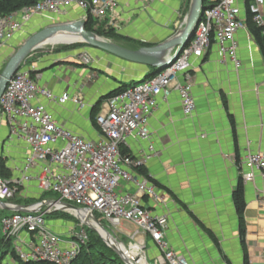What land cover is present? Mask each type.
<instances>
[{
  "label": "crops",
  "instance_id": "obj_1",
  "mask_svg": "<svg viewBox=\"0 0 264 264\" xmlns=\"http://www.w3.org/2000/svg\"><path fill=\"white\" fill-rule=\"evenodd\" d=\"M214 1L207 0V3ZM189 2L156 0L143 6L141 2L121 0L113 18L108 13L103 22L114 28L120 36V40L115 41L123 46H152L181 27ZM238 2L240 16L246 20L247 0ZM262 17L264 20V2ZM48 19L49 23L84 19V11L70 6L63 14L33 16L1 48V69L6 54L14 52L32 29L49 24ZM235 39L239 68L228 59L221 60L215 40L210 41L203 55L194 62L192 94L195 109L191 116L183 115L179 95L172 90L166 99L158 97V108L148 120L153 154L142 166L145 175L138 174L156 187L163 202L154 205L152 200L142 196V203L168 215L166 238L170 246L191 263L243 264L245 251L249 264H264V183L258 174L252 181H244L243 174L248 171V166L240 162L248 150L264 151V61L248 28L239 29ZM76 49L59 45L40 47L26 57L22 66L31 69L33 75L38 74V83L55 95L63 92L80 94L82 107L71 101L59 104L45 98H41V103L69 130L96 140L99 132L91 120L93 107L100 102L98 114L105 109L108 99L100 101V98L123 84L142 81L157 70L87 44L82 51L91 55L93 62L85 64L78 58ZM7 137L6 122L0 117V155L4 146L2 155L11 173L24 149L22 144L15 141L13 144ZM124 147L134 158L149 151L146 140L129 138ZM240 183L245 200L244 249L232 201V194ZM123 190L135 192V187L123 182ZM37 195L33 187L16 197ZM68 222L72 221L69 219ZM50 227L59 235L72 228L60 221ZM107 227L122 242L127 239L128 244H123L128 248L138 247V242L144 240L148 261L158 256V249L148 235L140 231L131 239V233L136 229L133 223L122 221L118 226ZM128 253L138 254L129 250Z\"/></svg>",
  "mask_w": 264,
  "mask_h": 264
},
{
  "label": "built area",
  "instance_id": "obj_2",
  "mask_svg": "<svg viewBox=\"0 0 264 264\" xmlns=\"http://www.w3.org/2000/svg\"><path fill=\"white\" fill-rule=\"evenodd\" d=\"M120 1L37 0L30 6L0 15V54L7 40L35 15L63 14L66 8L77 6L84 11V20L92 16L94 28L101 24L107 28L111 26L103 21L108 13L113 18ZM125 1L141 2L146 6L156 0ZM263 2L247 0L246 3L247 11L259 27L264 25ZM240 13L238 0H215L203 7L191 38L166 67L106 100L105 109L95 117L99 132L96 140L69 130L41 103V98H45L59 104L71 101L82 107L81 95L68 92L55 95L38 83V74L33 75L31 69L21 65L0 96V117L7 125V140L22 144L24 149L10 176H0V201L10 206L17 204L11 199L33 187L37 194L56 193L60 201L91 210L95 215L101 214L107 226L115 227L122 221L133 223L136 229L131 239L140 231L148 235L159 253L148 261L145 241H139L138 256L144 264H197L170 246L165 235L168 215L142 203V196H146L154 205H159L163 196L145 176L136 172V167L143 166L153 154L148 120L158 108V97L166 99L174 90L179 95L183 115L193 114L192 70L211 40H215L221 60L228 59L239 68L235 34L239 29H247ZM80 60L90 64L93 57L83 53ZM129 138L146 140L149 151L138 158L122 154L121 147ZM240 162L248 166L243 174L244 181H252L258 174L264 183V151L248 150ZM123 182L133 184L135 192L122 191ZM24 205L29 209L36 207ZM50 212L52 206H44L32 212L14 211L0 220L2 237L14 240V251L19 259L70 264L79 253L80 245L87 239L84 228L79 232L68 231L65 239L46 225L45 215Z\"/></svg>",
  "mask_w": 264,
  "mask_h": 264
},
{
  "label": "water",
  "instance_id": "obj_3",
  "mask_svg": "<svg viewBox=\"0 0 264 264\" xmlns=\"http://www.w3.org/2000/svg\"><path fill=\"white\" fill-rule=\"evenodd\" d=\"M204 0H190L187 14L185 15L181 27L176 30L171 36L162 42L152 46H140L137 48H128L105 36L99 35L94 31L85 29L84 19H73L60 23H51L45 25L39 30L30 34L12 53L5 62L0 71V96L3 93L5 86L14 72L22 65L26 57L35 49L48 45H64L73 43H85L89 46L99 48L109 52L122 59L145 64L156 68L157 71L166 67L173 59L179 50L191 38L195 25L200 18V13L204 7ZM70 39L67 40L66 39ZM58 40V41H53ZM175 49L171 53L172 49ZM27 205H36L35 208H26L24 204L8 205L0 201V209L32 212L38 211L44 206H52V211H62L76 217L83 225L93 229L105 244L110 247L120 258L124 264H136L139 261V256L135 255L128 257L123 253L121 244L125 249H128L121 240L107 227L99 221L97 216L91 211L77 207L71 203L60 201L59 199H45Z\"/></svg>",
  "mask_w": 264,
  "mask_h": 264
},
{
  "label": "trees",
  "instance_id": "obj_4",
  "mask_svg": "<svg viewBox=\"0 0 264 264\" xmlns=\"http://www.w3.org/2000/svg\"><path fill=\"white\" fill-rule=\"evenodd\" d=\"M37 0H0V15L8 14L13 11L19 10L23 7L30 6L34 4ZM207 0H204V7L207 5ZM94 20L92 16L88 15L87 18L85 19V29L94 31L95 33L105 36L110 39L114 40H120V36L114 31V28L112 27H107L104 28L103 24L100 26H97L94 28ZM106 22V21H105ZM246 25L247 28L257 43V45L260 48L261 55L263 57L264 61V28L259 27L255 24L252 18V14L250 12H246ZM76 44H85V43H73V44H64V45H59L64 48H67L68 46H76ZM135 45V44H134ZM138 45V44H137ZM157 71L149 74L148 78L154 76ZM136 82H131L128 84H123L117 89L109 92L105 96L100 98V101L103 99H107L122 90L132 86ZM98 104H96L93 107L92 115H91V120L93 124H95V117L98 109ZM96 125V124H95ZM121 152L122 154H126L127 150L124 146L121 147ZM137 172L142 173L145 175V171L143 167H136ZM0 176L1 177H9L10 172L6 166V159L2 156H0ZM45 193L48 192H43L39 195V197H27L29 199L25 200V204H30L34 202H38L41 200L46 199ZM31 200V201H29ZM232 201L235 206V210L238 216V223H239V237L241 238V243L242 247L244 249V232H245V223H244V208H245V200L243 196V189L241 183L239 184L238 188L233 192L232 194ZM15 203V202H14ZM18 204V203H17ZM21 204V203H20ZM48 214L55 215V216H62L65 219H72L73 216L70 215L69 213L62 212V211H52ZM84 230L87 234V239L86 241L80 245V250L77 256L70 262V264H123V262L120 260V258L117 256V254L110 248L108 247L105 242L100 238V236L93 230L88 227H84ZM9 241L4 240L2 236H0V264H2V251L1 247L7 244ZM10 262L9 264H47L42 261H23L19 259L14 251L10 253V258L8 260ZM243 264H249L248 261V255L244 251L243 254Z\"/></svg>",
  "mask_w": 264,
  "mask_h": 264
},
{
  "label": "rangeland",
  "instance_id": "obj_5",
  "mask_svg": "<svg viewBox=\"0 0 264 264\" xmlns=\"http://www.w3.org/2000/svg\"><path fill=\"white\" fill-rule=\"evenodd\" d=\"M46 22L49 23V19ZM60 22H63V21H59V22H53L52 21L49 24H51V23H60ZM49 24L46 23L44 25H49ZM41 27H42V25L41 26H38V28L32 29L28 34L25 35V37L23 39L27 38L28 35H30L33 31L39 30ZM23 39H22V41H23ZM47 46L49 47L50 45L44 44L43 47H47ZM84 46H85V44H76V46H72V47L77 48L76 50H78V51H76V52H79L77 54L78 55V58H80V55H82L83 53H86L85 51H82ZM12 53H13V50H12V52L11 51L8 52L6 54V56H5L4 59L7 61L8 58L12 55ZM2 150H3L2 151V154H4L5 153V147L4 146H2ZM2 154L0 156L3 157ZM39 195L40 194H38L37 196H35V198L39 197ZM19 197H15V198L11 199V202H15V203H18V204H20V203L21 204H24L26 202L25 200L29 199V198L24 197V196H19ZM45 197H46V199H56L59 196L56 193L48 192V193H45ZM29 201H31V200H29ZM13 213H14V211H12V210L0 209V220L4 216H9V215H11ZM96 216H97V218L99 219L100 222H102L103 224H106V220H105L104 216H102L99 213H96ZM57 217H59L61 219H56ZM45 220H46V225H48V226H50V225L54 226L55 225V221H60V224H64V225L68 224V226L71 225L72 228L69 231H73V232H79L81 228L87 227L85 225H82L81 226L80 223H78L80 221L76 217H73L72 219H70L73 222V225L71 224L72 222L71 223L68 222L69 221L68 218H67V220H65V218H63L62 216H55V215H51V214H46L45 215ZM2 234L3 233H2L1 226H0V236H2ZM117 234L120 237V234L119 233H117ZM60 235L62 237H64L65 239H67L68 231L62 232V233H60ZM123 242H125V244H128V240L127 239H125ZM13 249H14V240L13 239L9 240V242L7 244H5L4 246L1 247L2 256H3L2 264H8V260L10 258V253L12 252ZM128 250H129L130 253L131 252L132 253L138 252V247L136 245H132V246H130V248H128ZM128 250H127V252H128ZM147 250H148V247H147L146 251Z\"/></svg>",
  "mask_w": 264,
  "mask_h": 264
},
{
  "label": "bare ground",
  "instance_id": "obj_6",
  "mask_svg": "<svg viewBox=\"0 0 264 264\" xmlns=\"http://www.w3.org/2000/svg\"><path fill=\"white\" fill-rule=\"evenodd\" d=\"M67 40H70L69 38L68 39H66V41ZM53 41H58V40H53ZM51 46V45H50ZM43 47V46H42ZM118 246L120 247V248H122V250H123V253L125 254H127V256L128 257H132V256H135V255H138V254H129L128 252H127V249H125L121 244H118ZM138 252H139V246H138ZM138 264H144V262H143V260L142 259H140L139 261H138Z\"/></svg>",
  "mask_w": 264,
  "mask_h": 264
}]
</instances>
